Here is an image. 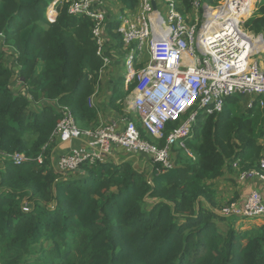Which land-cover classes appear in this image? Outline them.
I'll return each instance as SVG.
<instances>
[{
  "label": "trees",
  "instance_id": "16d2710c",
  "mask_svg": "<svg viewBox=\"0 0 264 264\" xmlns=\"http://www.w3.org/2000/svg\"><path fill=\"white\" fill-rule=\"evenodd\" d=\"M52 1L0 0V264H264L258 231L239 230L215 212L208 183L225 167L238 173L259 158L264 109H240L245 96L228 97L220 113L199 120L186 141L193 157L174 148L175 166L163 173L144 174L128 160L84 165L82 173L55 170L50 136L58 106H68L81 129L96 127L98 111L88 101L102 62L92 21L69 15L62 2L49 22ZM244 27L264 33V1ZM3 45L14 51L10 65ZM15 79L23 91L11 86ZM122 87L120 79L109 101L118 112L134 83ZM17 152L27 158L20 165L7 157ZM78 233L76 259L66 246Z\"/></svg>",
  "mask_w": 264,
  "mask_h": 264
},
{
  "label": "built area",
  "instance_id": "2783aa9c",
  "mask_svg": "<svg viewBox=\"0 0 264 264\" xmlns=\"http://www.w3.org/2000/svg\"><path fill=\"white\" fill-rule=\"evenodd\" d=\"M109 1L53 0L45 11L46 19L53 22L58 4L65 2L69 15L92 21L95 54L102 65L90 106L105 73L114 76L116 70L119 76L123 65V84L134 83L122 102V112L92 129H81L71 109L58 106L60 119L50 136V142H55L50 159L56 171L68 174L84 165L121 162L125 158L118 155L121 149L128 156L145 158L149 170L163 173L175 166L174 148L193 157L186 141L199 120L223 110L228 97L249 96L246 109L254 105L264 109V34L244 27L260 0H223L216 5L187 0L188 8L183 0H154L155 8L152 0H136L132 8L119 0L118 20L107 6ZM0 39H4L1 33ZM120 79L107 84L115 86ZM167 123L174 126L164 137ZM7 157L15 165L27 159L18 152ZM42 158V153L37 156L39 163ZM232 167L238 169V160ZM237 178L264 182V146L255 166L239 170ZM23 211H30L27 202ZM219 212L225 217L264 219V199L253 190L242 205L228 202Z\"/></svg>",
  "mask_w": 264,
  "mask_h": 264
},
{
  "label": "crops",
  "instance_id": "0c3cea01",
  "mask_svg": "<svg viewBox=\"0 0 264 264\" xmlns=\"http://www.w3.org/2000/svg\"><path fill=\"white\" fill-rule=\"evenodd\" d=\"M119 1V0H116ZM13 71L15 75H18L19 69L16 65L13 67ZM19 81V79H18ZM17 79L12 83V87L17 89L19 85H21L20 81L17 84ZM104 80L100 81V90L94 97V106L100 111L98 114L99 124L109 121L118 115V112L112 106L110 107L107 104V100H109L108 91L110 90V86L107 84H103ZM119 81V80H118ZM117 81V82H118ZM124 87V84H123ZM122 90H126L124 88ZM127 88V87H126ZM112 96V95H111ZM110 104V103H109ZM36 107V106H34ZM56 148V147H55ZM118 155L122 158V160H128L130 156L125 154L121 149L117 150ZM145 159V158H144ZM146 161V159H145ZM146 170L148 171V164L144 165ZM238 173L233 171L230 168H224V173L220 177L209 180L208 183L211 184L212 190L214 192V211L220 214V207L228 202H237L238 205H242L248 194L256 190L258 191L262 198L264 199V182L258 178H249L245 181H240L237 178ZM222 216V215H221ZM232 220L235 227L239 230H246L249 232L258 231L259 238L261 239V246L264 249V219L263 218H251V219H243L239 217H227Z\"/></svg>",
  "mask_w": 264,
  "mask_h": 264
},
{
  "label": "rangeland",
  "instance_id": "374dc122",
  "mask_svg": "<svg viewBox=\"0 0 264 264\" xmlns=\"http://www.w3.org/2000/svg\"><path fill=\"white\" fill-rule=\"evenodd\" d=\"M263 1L264 0H261V2H263ZM258 3H256V6H257ZM107 6H108L109 9L112 10V12L114 14L113 15L114 19L115 20H118L120 14L122 12V9H120V6L118 5V2L117 1L114 2V0H110L108 2V5ZM159 10H160L162 16L164 18H166V10L164 8H162V5L161 4H159ZM3 49H4V52H5V56L7 58V59L5 58L6 63L8 65H10L11 62H12V60H13L12 57H13L14 51L12 49H9L7 46L6 47H3ZM145 58H146V56H144V59ZM255 58L257 59L256 56H255ZM115 73L116 74H114V76H110V77H109V74L108 73H105L104 74V77H103V78H105L104 81H103L104 82L103 84L107 85V82L110 81V80H113L114 81L115 79L117 80V78L118 79L123 78V76L125 74V68H124V66L123 65L120 66V68H119V76H117L116 70H115ZM17 84H19V83H17ZM109 85L111 87L110 88L111 90L108 91V96L110 98L111 95H112V93H113V91H114V85H113V83L112 84L110 83ZM123 88L126 89L125 85H124ZM17 90L23 91V88L21 87V85L18 86ZM249 98H250L249 96H245L244 98H241L238 101V106H239L240 109H244L245 108V106L249 102ZM109 101H110V99L107 100V104L111 107V104H109ZM33 108H34V106H33ZM129 159L131 160V163L134 165L135 168H137L138 170L142 171L144 174H146L148 172L146 170V167L144 166L145 163L147 164V161H145V159L143 157H140L138 155H133V156H130ZM81 238H82V236H81L80 233L76 234L73 238H70V240H69V242H68V244L66 246V249L69 250L70 253L72 254V256L75 257L76 259H78V257H81L82 256V254L79 253L78 252V249H77L78 244L80 243ZM0 251H1V249H0Z\"/></svg>",
  "mask_w": 264,
  "mask_h": 264
},
{
  "label": "water",
  "instance_id": "95a60500",
  "mask_svg": "<svg viewBox=\"0 0 264 264\" xmlns=\"http://www.w3.org/2000/svg\"><path fill=\"white\" fill-rule=\"evenodd\" d=\"M153 7L155 8V1L152 0ZM76 172L82 173L83 170L81 168L77 169Z\"/></svg>",
  "mask_w": 264,
  "mask_h": 264
}]
</instances>
